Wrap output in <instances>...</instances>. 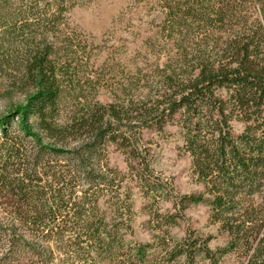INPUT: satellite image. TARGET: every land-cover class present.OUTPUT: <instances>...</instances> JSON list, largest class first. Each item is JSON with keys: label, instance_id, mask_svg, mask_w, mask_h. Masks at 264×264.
<instances>
[{"label": "trees", "instance_id": "16d2710c", "mask_svg": "<svg viewBox=\"0 0 264 264\" xmlns=\"http://www.w3.org/2000/svg\"><path fill=\"white\" fill-rule=\"evenodd\" d=\"M87 1L0 0V93L11 101L0 119V200L12 208L0 224V264H159L156 247L179 264L228 255L264 264V0H155L161 20L146 59L116 83L70 25L69 12ZM15 117L31 150L8 141ZM173 125L205 188L174 203L207 204L227 236L222 248L194 231L127 240L128 174L150 210L168 199L142 142ZM110 146L129 173L110 165Z\"/></svg>", "mask_w": 264, "mask_h": 264}, {"label": "rangeland", "instance_id": "374dc122", "mask_svg": "<svg viewBox=\"0 0 264 264\" xmlns=\"http://www.w3.org/2000/svg\"><path fill=\"white\" fill-rule=\"evenodd\" d=\"M255 13L254 10H250ZM70 25L81 32L95 47V69H105L107 77L114 83L122 81L133 65L142 64L146 59L144 42L159 28L161 14L155 0H92L74 7L68 14ZM100 71V70H99ZM102 71V70H101ZM15 98L14 102H19ZM11 101L0 93V119L7 116ZM242 129L241 124H235ZM9 143L21 141L31 150L32 139L25 137L19 128V119L8 129ZM6 142L0 130V152ZM148 159L151 162L153 176L159 182L167 184L168 199L157 201L153 209H149L150 200L144 196L136 177H130L126 185L133 193L134 216L132 235L127 240L134 243L156 244V237L166 235L167 241L186 237L188 232L200 234L202 240H209L211 249L222 248L227 243V236L219 231L211 221V208L205 203L191 204L182 210L175 205L177 196L204 193V185L197 180L193 171L192 158L184 150V142L178 127L173 125L165 133H145L144 141ZM110 165L120 171L129 173V161L125 154L114 146L109 147ZM12 208L6 199L0 200V224L10 217ZM158 212L156 219L155 212ZM153 212V213H152ZM170 215L178 216L176 223L167 225ZM155 216V218H154ZM159 218V219H158ZM1 238V237H0ZM4 243L0 242V251ZM153 252L158 255L159 264H179L169 262L161 255L159 247ZM224 264H240L236 255H228ZM22 264H28L23 260ZM198 264H208L200 260Z\"/></svg>", "mask_w": 264, "mask_h": 264}]
</instances>
